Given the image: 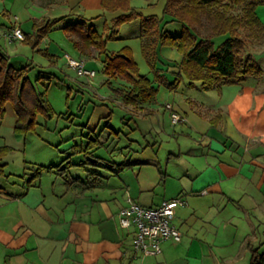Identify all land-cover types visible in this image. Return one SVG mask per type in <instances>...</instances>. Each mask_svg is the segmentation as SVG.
I'll list each match as a JSON object with an SVG mask.
<instances>
[{
    "label": "crops",
    "instance_id": "0c3cea01",
    "mask_svg": "<svg viewBox=\"0 0 264 264\" xmlns=\"http://www.w3.org/2000/svg\"><path fill=\"white\" fill-rule=\"evenodd\" d=\"M100 8V0H0V37L13 44L20 41L8 37L15 28L31 36L27 27L35 24L49 22L62 30L91 22ZM177 25L173 33L165 30L179 35ZM40 46L36 50L42 51ZM42 49L50 53L51 46ZM76 52L85 67L100 58L95 48ZM50 54L56 56L55 49ZM181 58H162L165 68L159 71L165 77L175 72L176 66L167 65H178ZM262 71L263 77L249 84L208 92L187 83L184 102L164 105L172 133H141L143 143L134 133H94L110 116L107 106H95L86 124L93 133L68 136L56 144L58 153L33 161L55 168L34 180L32 170L0 183V264H249L251 249L264 252ZM128 86L121 81V95ZM155 102L125 109L150 113ZM171 113L185 121L173 124ZM127 197L147 208L182 197L185 203L172 220L181 241L162 243L155 256L135 254L133 230L119 225Z\"/></svg>",
    "mask_w": 264,
    "mask_h": 264
},
{
    "label": "trees",
    "instance_id": "16d2710c",
    "mask_svg": "<svg viewBox=\"0 0 264 264\" xmlns=\"http://www.w3.org/2000/svg\"><path fill=\"white\" fill-rule=\"evenodd\" d=\"M131 0H100L101 8L107 13H116L111 25H105L109 35L104 37L85 22L65 25L62 30L73 40L76 50L86 52L91 48L104 55V73L110 78H120L129 84L122 95L127 106L141 109L155 101L157 89L154 80L139 74L131 50L123 48L116 53H107L106 40L115 39L117 28L136 17L140 18L137 38L140 50L147 64L155 72V81L167 83L169 89H175L180 79H186L191 86L199 83L206 90H220L223 86L237 85L247 77L260 78L262 68L246 52L247 40L264 39V24L259 19L256 8L264 0H166L161 17L151 14L144 16L131 6ZM239 8L240 12L235 10ZM169 23L181 26L179 35H171L165 30ZM34 33L25 36L23 42L36 48L49 30V22L35 24ZM242 30L245 33H242ZM220 43L217 40L222 38ZM167 46L177 50L182 58L176 66L172 82L159 72L157 64L162 63L159 48ZM44 55L51 57L48 53ZM8 56L0 53V119L3 118L5 105H11L16 122V132L35 129L36 114L52 117V108L43 93L30 82V65L15 69ZM41 75L36 81H40ZM8 146H0V179L7 177L4 157L10 152ZM55 166L32 167L31 179L37 178L43 171ZM249 264H264V252L259 248L251 249Z\"/></svg>",
    "mask_w": 264,
    "mask_h": 264
},
{
    "label": "rangeland",
    "instance_id": "374dc122",
    "mask_svg": "<svg viewBox=\"0 0 264 264\" xmlns=\"http://www.w3.org/2000/svg\"><path fill=\"white\" fill-rule=\"evenodd\" d=\"M165 1L131 0L130 2L131 6L144 16L154 14L161 17ZM235 12H240V9L237 8ZM94 13L96 15L93 16L97 17L91 22H86L87 25H92L93 29L104 37L108 36L109 31L104 30L105 25L113 23L112 18L116 16V13L104 12L102 8ZM256 13L264 24V3L257 6ZM6 20L4 26L9 27V19ZM140 21V18L136 17L131 22L119 26L116 38L106 40L105 48L107 53H116L123 48H129L132 58L137 64L139 74L154 80L157 89L156 102L149 106L152 109L150 113L146 109L142 114L128 112L125 109L120 94L121 90H119L122 81L120 78L112 79L110 83L107 82L110 77L103 72L102 60H104V55L100 56L101 59L98 57L90 59L86 66V69L94 71L95 76L93 78L80 76L73 68L71 69L68 65V59L78 60L76 59L78 54L73 45V40H70L69 35L63 30H56L52 27L45 35L44 42L39 43L42 51L36 50L39 49V45L33 48L28 43L21 41L9 44L3 39L4 37H0V53L9 57L8 61L15 69L26 65L31 66L28 71V78L37 90L43 93L53 111L52 117H46L40 113L36 114L35 129L19 133L14 129L16 115L11 106L4 112L3 118L0 119V146L11 148L3 160L6 164L5 173L7 177L5 178L19 180L25 175L28 176L27 174L33 170L32 167L39 165V163L34 162L41 160L40 156L43 154L49 155L50 151L58 153L56 144L65 141L68 136L74 134L77 136L76 133H93L86 124L94 107L102 104L107 106L110 116L99 123L94 133H134L132 137L141 143H143L141 133H172V127L169 125L170 115L164 109V105L169 103L177 106L178 102H184L189 94L188 81L183 78L176 90L169 89L165 82L155 81V72L143 58L140 41L134 36L140 27ZM177 27L176 23H169L165 28L173 33V29ZM33 32V28L27 27L28 34L32 35ZM242 33L244 34L245 31L242 30ZM222 39L223 37L218 39L217 43H220ZM49 44L51 46L50 53L55 49L56 56L49 52L48 55L51 57L44 55L43 50L45 49L42 48ZM246 52L259 59L260 63H258L264 70V39L260 41L247 40ZM159 55L161 60L165 58L167 61L178 60L182 57L177 50L167 46L159 48ZM36 65L42 66V68H37ZM163 68L165 65L159 62L157 69ZM39 75L42 78L40 81H36ZM166 77L169 82L174 79L171 73L166 74ZM87 78L92 79L88 80ZM257 79L260 78L247 77L245 81L249 84ZM259 82H264V78ZM205 91L208 92V90H201V92ZM194 92L197 93L198 90H193L192 93ZM124 137L122 136L123 139ZM135 147L137 148L138 145ZM3 181L4 178L0 180V183Z\"/></svg>",
    "mask_w": 264,
    "mask_h": 264
},
{
    "label": "built area",
    "instance_id": "2783aa9c",
    "mask_svg": "<svg viewBox=\"0 0 264 264\" xmlns=\"http://www.w3.org/2000/svg\"><path fill=\"white\" fill-rule=\"evenodd\" d=\"M10 39L23 41L25 35L20 28H15L8 35ZM68 65L80 76L93 77L94 71L88 70L81 60L69 58ZM173 124L184 122V118L172 114ZM205 194V191L201 192ZM182 197L164 201L157 207L147 208L140 206L130 197L126 199V205L120 210L119 225L123 229L133 230L132 247L135 254L142 257L155 256L161 253V245L164 242L181 241L182 234L172 223L175 209L184 205Z\"/></svg>",
    "mask_w": 264,
    "mask_h": 264
}]
</instances>
